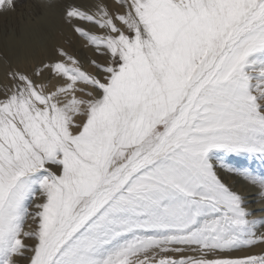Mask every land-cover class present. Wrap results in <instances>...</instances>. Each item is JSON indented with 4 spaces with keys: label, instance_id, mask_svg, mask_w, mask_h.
Listing matches in <instances>:
<instances>
[{
    "label": "snow or ice",
    "instance_id": "1",
    "mask_svg": "<svg viewBox=\"0 0 264 264\" xmlns=\"http://www.w3.org/2000/svg\"><path fill=\"white\" fill-rule=\"evenodd\" d=\"M31 7L93 56L0 48V264H264V0Z\"/></svg>",
    "mask_w": 264,
    "mask_h": 264
},
{
    "label": "bare ground",
    "instance_id": "2",
    "mask_svg": "<svg viewBox=\"0 0 264 264\" xmlns=\"http://www.w3.org/2000/svg\"><path fill=\"white\" fill-rule=\"evenodd\" d=\"M90 2L91 0H62V4H87ZM34 3L35 2L27 3L24 6L22 5L23 7L20 10L21 13L18 16H21L22 12L28 14L29 7ZM40 11L41 12L38 10L34 17L27 18L25 22H23L21 18L15 20V15L9 17L7 21H4L2 14L0 15V48H3L4 44L7 43L9 47L14 50L19 63L27 61V58L30 57L34 51L43 54L46 47L56 45L63 46L62 40L67 38V40L73 39V32L64 20L62 7L54 10L40 8ZM21 37H23V40L20 39ZM65 49L78 57L81 55L79 51H74L70 48ZM86 51L90 56L93 55L88 48ZM90 56L88 58H79L88 61L91 58ZM1 67H3L2 64H0V85L3 80V69L1 70ZM225 179L228 180L229 183L244 189L252 209L258 213L260 210V196L258 190L243 184L239 178L225 176ZM253 253L264 254L261 248H255ZM240 254L241 253H238V255Z\"/></svg>",
    "mask_w": 264,
    "mask_h": 264
},
{
    "label": "rangeland",
    "instance_id": "3",
    "mask_svg": "<svg viewBox=\"0 0 264 264\" xmlns=\"http://www.w3.org/2000/svg\"><path fill=\"white\" fill-rule=\"evenodd\" d=\"M26 1V2H25ZM32 2H35L37 3L38 0H17V9L15 12H7V13H0V15L2 14L3 16V20L4 21H7V19L13 15H15L14 19H18V18H21V20L23 22L26 21L27 18H32L36 15V12H41L40 11V8L38 9H33L32 7H29V13L28 14H25L24 12H22V15L21 16H18L21 12V8L27 4V3H32ZM34 3V4H35ZM23 5V6H22ZM33 5V4H32ZM73 39L72 40H67V39H64L62 40V43H63V47L64 48H70L71 50H74V51H79V53L81 55H79V57H86L88 58L90 55L87 53L86 51V47L84 46V42L81 41L80 39H77L78 37L76 36V34L73 33ZM81 41V42H80ZM71 42V43H69ZM93 55H91L90 57H92ZM30 65L27 63V61H24L22 63H20V67L21 68H26V67H29ZM86 67H88V65H85ZM3 69V67H1V70ZM89 71H91V69L89 68L88 69ZM3 73V80L1 81V85L3 84L4 82V71H2ZM235 163V161H234ZM245 253H241L240 255H244Z\"/></svg>",
    "mask_w": 264,
    "mask_h": 264
}]
</instances>
